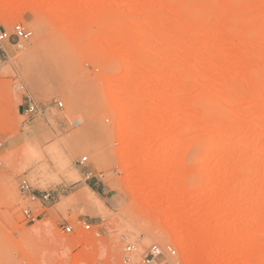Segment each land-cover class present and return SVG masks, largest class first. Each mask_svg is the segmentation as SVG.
I'll return each instance as SVG.
<instances>
[{
  "label": "rangeland",
  "instance_id": "1",
  "mask_svg": "<svg viewBox=\"0 0 264 264\" xmlns=\"http://www.w3.org/2000/svg\"><path fill=\"white\" fill-rule=\"evenodd\" d=\"M16 24L31 36L0 52V264H140L152 245L176 251L154 264H187L180 236L190 264L264 259V0H0V31Z\"/></svg>",
  "mask_w": 264,
  "mask_h": 264
},
{
  "label": "built area",
  "instance_id": "2",
  "mask_svg": "<svg viewBox=\"0 0 264 264\" xmlns=\"http://www.w3.org/2000/svg\"><path fill=\"white\" fill-rule=\"evenodd\" d=\"M31 36V33L26 30L21 24H16L12 27V33L10 34L6 30L0 31V52L3 51V48L5 44L11 39V37H14L17 40H28ZM57 106L59 108H62L61 103H57ZM38 110L37 106L33 102H29L25 109L26 115H31L36 113ZM0 148H1V142H0ZM86 159H83L81 163H83ZM19 191L21 195L28 196L31 199H34V194L31 190L30 185L28 184L27 180H21L19 184ZM23 216L25 219L29 221H33L34 217H32L31 213L28 210H25L23 212ZM89 225L84 223V228L89 229ZM64 231L66 233H71L72 229L70 226L65 225L63 227ZM134 250V247L132 245H127L125 248V253L127 255L131 254ZM164 254H168L169 256H175L176 251L173 247L167 246V247H160L158 245H152L150 246L147 251L145 252L143 259L140 264H154L160 261L164 258ZM129 258L124 257V262H128Z\"/></svg>",
  "mask_w": 264,
  "mask_h": 264
},
{
  "label": "bare ground",
  "instance_id": "3",
  "mask_svg": "<svg viewBox=\"0 0 264 264\" xmlns=\"http://www.w3.org/2000/svg\"><path fill=\"white\" fill-rule=\"evenodd\" d=\"M117 36H119V35H117ZM116 38H119V37H116ZM124 43V45H122L123 46V48L124 49H122V54L120 53V55H119V58H120V60L122 61V62H124L126 65H129V63H130V61H132V59H134L135 58V56H136V50L133 48V46H132V44L130 43V41H128V40H124L123 41ZM134 58H133V57ZM139 83L135 80V78L134 79H127V81H126V87L129 89H132V88H134V87H136V85H138ZM131 100H132V98L131 97H128V98H126V100H124V102L123 103H120V104H117L116 106H117V111H118V113H120V110L121 109H123V107L126 105V104H129L130 102H131ZM135 118H136V115H135ZM135 118H133L132 119V116L131 115H128V116H124V117H122V119H120L119 120V122H118V125H125V124H127L128 122H130L131 120H136ZM130 134V131H128L127 129L124 131V133L122 134V136L123 137H125V136H127V135H129ZM131 144H133L131 141H128L124 146H122V150H121V153H123V152H125L126 151V148H128L129 147V145H131ZM137 146H142L143 144H144V141L142 140V141H138L137 143ZM36 147H37V145H36ZM11 186V185H10ZM11 189H12V187H11ZM86 197V196H85ZM87 199L86 200H88V197H86ZM89 201V200H88ZM197 206H196V204L195 205H193L190 209H194V208H196ZM158 219H160V217H158ZM49 224V223H48ZM48 224L47 225H45L44 223H40V224H38L37 225V227H36V230H39V231H41L43 234H47V229H50V228H48ZM176 226H178L179 225V223H176L175 224ZM181 225V224H180ZM51 227V226H50ZM34 228V227H33ZM177 229V228H176ZM176 229H175V232H176ZM51 230V229H50ZM53 230V229H52ZM180 229H178L177 231H179ZM50 232H52V231H50ZM53 233V232H52ZM191 235V234H190ZM56 240L58 241V239H62V236L61 235H59V234H57L56 235ZM193 239V237H191V236H189V237H183V236H180V238H179V242H178V244L180 245V247H181V249L182 248H184L185 249V247H187V250H188V248H189V250L186 252V254H185V263H187V264H190V262H192L193 260H195L194 259V257L196 256V254H195V252L192 250V249H190V247H191V240ZM190 246V247H189ZM192 248V247H191ZM210 257H212V256H210ZM210 261H212L213 260V258H210L209 259ZM208 260V261H209ZM258 264H264V259L263 260H261V261H259L258 262Z\"/></svg>",
  "mask_w": 264,
  "mask_h": 264
}]
</instances>
